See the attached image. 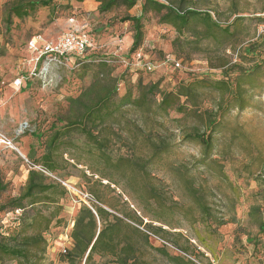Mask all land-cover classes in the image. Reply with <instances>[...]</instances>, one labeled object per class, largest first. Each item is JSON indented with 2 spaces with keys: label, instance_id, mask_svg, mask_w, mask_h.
<instances>
[{
  "label": "rangeland",
  "instance_id": "374dc122",
  "mask_svg": "<svg viewBox=\"0 0 264 264\" xmlns=\"http://www.w3.org/2000/svg\"><path fill=\"white\" fill-rule=\"evenodd\" d=\"M13 2L15 0H0V135L11 141L12 146H0V181L6 186L0 204L22 193L31 169H42L38 161L44 154L51 126L63 125L56 121L66 115L67 99L77 97L90 83L86 65L104 59L109 61L114 75L120 78L119 97L138 81L143 85L158 83L161 90L173 91L179 83H188L195 77L220 79L218 71L208 69L202 55L183 60L181 70H175L171 63L163 64L166 57L176 58L171 47L176 34L170 27L160 24L153 13L146 14L142 20L143 41L137 50L153 70L147 72L134 66L135 56L129 52L132 24L120 20L126 15H140V5L132 10L120 7L102 14L97 11L96 0L82 3L52 0L49 8H40L20 20L10 15ZM90 2L94 3L93 7L88 5ZM197 8L211 11L222 21L229 22L233 19L230 11L236 9L237 16L245 18L240 26L243 27L244 46L256 44L254 57L244 63V67L259 68L250 78L253 89L244 95V108H233L222 118L219 135L214 138L215 162L209 160L203 166L200 146L186 141L176 130L178 125L184 130L191 127V119L171 112L163 121V128L154 126L153 134L161 133L171 144L167 153L148 166L150 183L158 188L167 206L173 205L172 209L163 210L161 219L165 224H160L148 215V206L138 200L143 194V181L139 177L133 180L128 172L123 178L122 173L102 171L119 183L114 186L107 180L92 177L85 165L102 168L93 159L77 153L72 154L73 158L62 148V153L54 157L55 171L43 173L47 182L60 184L66 194L58 200L60 210L45 234L47 249L42 264H67L62 251L71 247L68 237L82 205L92 209L100 207L120 217L128 215L129 211L135 212L143 224L141 227L131 224L143 233L147 232L144 226L149 223L167 231L169 234L159 236L160 239L151 237L150 244L164 246L170 257L148 252L144 258L150 264H177L172 260L175 257L192 264H264V231L258 228L264 210V22H258L264 19V0H200ZM71 18L75 28L83 27L92 41L84 64L51 68L46 76L29 80L26 88H14L13 82L21 69L20 61L27 55L28 40L40 37L54 41L68 31ZM236 61L234 56L233 62ZM210 99L206 96L204 108L210 106ZM134 118L138 120L139 116L135 114ZM178 119L180 123L173 122ZM73 139L77 146L85 144L83 138L74 136ZM131 149L136 156L149 157L142 140L135 145L117 140L110 146L113 157L131 155ZM185 179L207 191L214 218L223 220L225 225L218 226L216 222L201 218L185 193ZM92 187L101 200L93 196ZM36 206L46 213L51 211L49 206ZM20 214L1 212V231L11 234L19 225ZM1 264L17 263L5 261Z\"/></svg>",
  "mask_w": 264,
  "mask_h": 264
},
{
  "label": "trees",
  "instance_id": "16d2710c",
  "mask_svg": "<svg viewBox=\"0 0 264 264\" xmlns=\"http://www.w3.org/2000/svg\"><path fill=\"white\" fill-rule=\"evenodd\" d=\"M74 1L82 3L84 0ZM199 1L96 0L97 11L102 14L120 7L132 10L140 5V15H126L120 20L132 24L133 36L129 52L134 56L140 52L137 50L143 41L142 20L146 14L153 13L160 24L170 27L176 34L171 42L176 58L172 59L179 62L180 67L171 64L175 70L183 69V60H190L193 55H202L208 69L218 71L220 79L195 77L188 83H179L173 91L161 90L158 83L143 85L138 81L119 97L117 91L120 78L114 75V68L109 61L104 59L90 63L94 65H86L90 72V83L77 97L67 99V113L56 121L63 125L51 126L44 154L38 161L44 171H55L54 157L62 153L61 149L64 148L65 152L71 153V157L77 153L93 159L102 168L94 169L85 165L92 177L107 180L114 186L119 183L102 171L122 173L123 178L128 172L133 180L139 177L143 181V194L138 200L148 206V215L155 223L165 224L161 219L162 212L172 209L173 205L167 206L158 188L150 183L148 166L167 153L171 144L161 133L153 134L154 126L163 128V121L168 119L171 112L182 114L184 119H191V127L184 130L178 125L176 130L186 141L200 146V163L203 166L209 160L215 162L214 138L219 135L222 118L233 108H244V95L253 89L250 78L259 70L257 67H244V63H249L250 58L254 57L256 45L247 43L244 46V39L241 38L243 27L240 26L245 18L238 17L237 10L233 9L229 14L233 17L232 21H222L219 15L211 11L199 10ZM51 3L52 0H15L10 5V15L20 20L26 19L40 8H49ZM258 22L261 24L264 19ZM73 23L74 19L71 18L68 31L75 29ZM87 53L79 60L73 59L72 64H84ZM234 56L238 62H233ZM27 85L25 83L21 89ZM212 95H216V98H212ZM206 96L211 98L210 106L204 108ZM135 114L139 116L138 120L134 118ZM173 122L180 123V120ZM74 136L83 138L85 144L77 146ZM117 140L130 145L142 140L149 150V157L136 156L133 149L131 155L113 157L110 146ZM183 184L187 197L204 221L216 222L218 226L225 225L223 220L214 218L207 201V191L195 187L188 179ZM5 190L6 186L0 181V197ZM91 193L97 200H101L94 187ZM65 194L60 184L47 182L42 172L35 169L28 172L22 193L0 204V213L21 212L19 225L11 234L2 232L0 227V264L5 261H15L17 264L43 263L47 249L45 234L60 210L58 200ZM38 204L49 206L51 211L46 213L36 208ZM93 211L82 205L76 213L69 235L71 247L63 253V260L67 264H150L144 257L152 251L170 257L164 246L153 247L150 244L151 237L160 239L159 236L169 234L162 227L149 223L144 226L147 232L143 233L131 224L139 227L143 224L142 218L137 217L135 212L129 211L128 215L120 217L100 207H94ZM261 214L258 228L263 232L264 210ZM172 260L177 264H192L180 257Z\"/></svg>",
  "mask_w": 264,
  "mask_h": 264
},
{
  "label": "built area",
  "instance_id": "2783aa9c",
  "mask_svg": "<svg viewBox=\"0 0 264 264\" xmlns=\"http://www.w3.org/2000/svg\"><path fill=\"white\" fill-rule=\"evenodd\" d=\"M72 22V21H71ZM92 48V41L89 36L81 29L75 28L60 35L54 41L42 40L40 37H33L27 43V57L21 59L20 65L23 72L16 77L13 87L21 90L32 78H41L46 76L51 68H60L71 65L73 59L79 60L84 57L85 53ZM171 63L176 68L180 67L179 62L170 57H166L163 64ZM134 66L151 72L152 66L141 53H137L134 58ZM12 148L11 141L5 136L0 135V146ZM42 173H46L40 169ZM92 211L93 209L89 207ZM94 212V211H93ZM16 213H19L16 211ZM69 238V237H68ZM70 240V239H69ZM64 249L62 252L68 249Z\"/></svg>",
  "mask_w": 264,
  "mask_h": 264
},
{
  "label": "crops",
  "instance_id": "0c3cea01",
  "mask_svg": "<svg viewBox=\"0 0 264 264\" xmlns=\"http://www.w3.org/2000/svg\"><path fill=\"white\" fill-rule=\"evenodd\" d=\"M88 5L91 6V7H93L94 3H91V2H90V3H88ZM21 72H23V71L20 69L18 75H20ZM18 75H17V76H18Z\"/></svg>",
  "mask_w": 264,
  "mask_h": 264
},
{
  "label": "water",
  "instance_id": "95a60500",
  "mask_svg": "<svg viewBox=\"0 0 264 264\" xmlns=\"http://www.w3.org/2000/svg\"><path fill=\"white\" fill-rule=\"evenodd\" d=\"M94 213V212H93Z\"/></svg>",
  "mask_w": 264,
  "mask_h": 264
}]
</instances>
